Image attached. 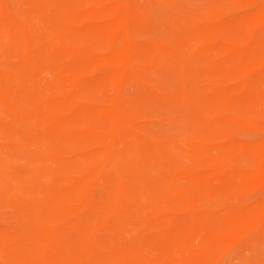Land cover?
Listing matches in <instances>:
<instances>
[{
  "label": "rangeland",
  "instance_id": "374dc122",
  "mask_svg": "<svg viewBox=\"0 0 264 264\" xmlns=\"http://www.w3.org/2000/svg\"><path fill=\"white\" fill-rule=\"evenodd\" d=\"M263 208L264 0H0V264H264Z\"/></svg>",
  "mask_w": 264,
  "mask_h": 264
},
{
  "label": "bare ground",
  "instance_id": "6f19581e",
  "mask_svg": "<svg viewBox=\"0 0 264 264\" xmlns=\"http://www.w3.org/2000/svg\"><path fill=\"white\" fill-rule=\"evenodd\" d=\"M8 21H9V19H8ZM124 23H125V20L124 19H120L115 24H113V26H111V27H116V29H117V28L121 27L122 25H124ZM4 27H5L4 33L7 34L8 38H10L9 40H11L12 42H17V43L18 42H23V43L26 44L24 47H31V44H30L28 38L24 37V36L22 37V35H21V32L26 30L25 26L23 24H19L17 21H15L12 18H10L9 23L4 24ZM109 27L107 26V28H109ZM107 28H105V29H107ZM93 29H94L95 32L97 30H101V29L103 30V28L100 29V28H97V27H94ZM58 39L59 38H57V40ZM57 40H55V42ZM57 43H58V41H57ZM55 44H53V45L55 46ZM195 45H194V47H195ZM125 54H127V53H125ZM122 55H123V57L125 56L124 54H122ZM112 61H113V57L93 58L92 59V65L95 66V65H100V64H104V63H108L109 64ZM132 72L134 73L135 69H132ZM72 73L76 74L75 71L72 72ZM122 74L117 72L115 74V76H114L115 77V81L120 80ZM43 96H45V95H43ZM77 102L78 101L76 99V100H74L72 102V104H76ZM52 107L53 106H51L50 108H52ZM50 108L47 107L44 110V115H48L49 118L51 116L52 117L54 116V112L56 110V109H50ZM98 111L100 113L102 111H105V112L108 113V115L111 112V116H110L111 118L110 117L108 118L110 120L109 122H112V125H114V126L117 125V126H115L116 129H122L123 132L125 131L124 132L125 136L130 140V145H129L130 147H128V149L125 150V151L118 150L117 147H115V146H109L106 149H104L103 152H102L103 156H107L108 158H110V157L113 158V162H111L112 164L107 165V167H104V169L102 171L98 172V173H100V174L101 173L102 174L103 173H108L109 174V173L112 172V174L115 176L114 186L113 187H114V190H115L114 198L117 201L118 200V198H117L118 193L121 194V192H124L123 189L121 188V184H120L121 183L120 175L117 173V170L118 171L120 170L121 163L124 160L133 159V158H135V156L138 157V155H139L138 151L141 150L142 148H146L147 147L150 150H152L154 153L162 154L163 153V151H162L163 147L159 144V142L156 140V138L154 136H150V135L145 136L143 133H141L140 131H138L136 129H133L131 127H123L122 125H120V123L123 120L124 115H122L121 112H118L113 106H111L110 108H107V109H103L102 111L101 110H98ZM114 134H111V135H114ZM70 135L71 134H68V136H70ZM116 138H117V135H116ZM140 169H141L140 166L137 164L136 170H140ZM93 178H96V176L94 175ZM87 186H88V183L86 181H81L77 185V190L84 189ZM262 215H264V208H263V211H262Z\"/></svg>",
  "mask_w": 264,
  "mask_h": 264
}]
</instances>
